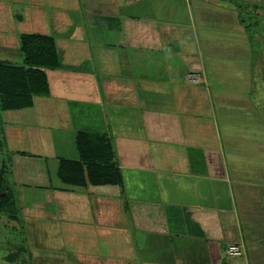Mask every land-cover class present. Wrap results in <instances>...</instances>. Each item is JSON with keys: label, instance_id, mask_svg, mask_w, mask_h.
Here are the masks:
<instances>
[{"label": "crops", "instance_id": "1", "mask_svg": "<svg viewBox=\"0 0 264 264\" xmlns=\"http://www.w3.org/2000/svg\"><path fill=\"white\" fill-rule=\"evenodd\" d=\"M251 5L264 0H0V61L24 64L20 37L38 36L47 86L0 111L18 211L0 212V243L22 229L29 247L0 264L20 245L19 264H264Z\"/></svg>", "mask_w": 264, "mask_h": 264}, {"label": "trees", "instance_id": "2", "mask_svg": "<svg viewBox=\"0 0 264 264\" xmlns=\"http://www.w3.org/2000/svg\"><path fill=\"white\" fill-rule=\"evenodd\" d=\"M236 6L241 22L248 28L250 18L249 13H247L248 5L238 1ZM251 8L264 10L262 5H251ZM39 43L40 38L36 35H22L20 37V49L24 56V64L16 65L0 61V111L27 105L32 94L47 92L46 83L39 77V69L34 65L35 57L39 50ZM52 65H54V62ZM3 146L4 142L0 133V149ZM9 171L7 161L2 160L0 164V212L7 213L14 218L18 211H16L13 186L8 180ZM15 249V252L7 256L10 262L15 260L16 253L24 250L22 245L17 246Z\"/></svg>", "mask_w": 264, "mask_h": 264}, {"label": "rangeland", "instance_id": "3", "mask_svg": "<svg viewBox=\"0 0 264 264\" xmlns=\"http://www.w3.org/2000/svg\"><path fill=\"white\" fill-rule=\"evenodd\" d=\"M10 4L12 5V8H14L17 11H20V4L18 2H14V3L10 2ZM46 7H48V6H46ZM0 133H1V128H0ZM2 153H3L2 149H0V164H1V161L4 160V156L2 155ZM21 230L12 228L11 239L9 242V243H11V247H10L11 249L8 247L9 244L6 241H4L3 243H0V252L2 254L8 252L9 249L12 250V248H13L12 246H15L18 244H23V245H25V247L29 248L28 244H27L28 243L27 234L25 232H23V230L22 231ZM49 236L50 235H49V232L47 230L46 235L44 236L43 240L41 241L42 244L50 245ZM35 240H37V239H35ZM37 241H39V240H37ZM27 256H29V255H27ZM18 262H19V260L15 259L13 262H11V264H19Z\"/></svg>", "mask_w": 264, "mask_h": 264}, {"label": "built area", "instance_id": "4", "mask_svg": "<svg viewBox=\"0 0 264 264\" xmlns=\"http://www.w3.org/2000/svg\"><path fill=\"white\" fill-rule=\"evenodd\" d=\"M188 77L191 79H194L195 75L194 74H188ZM225 253L228 256L240 255L242 253V247L240 244L230 243L227 245V247L225 249Z\"/></svg>", "mask_w": 264, "mask_h": 264}]
</instances>
